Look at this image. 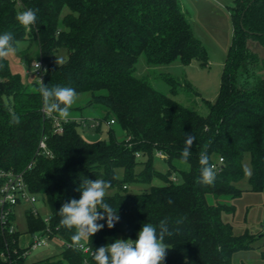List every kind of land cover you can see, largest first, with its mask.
I'll use <instances>...</instances> for the list:
<instances>
[{"label": "trees", "instance_id": "obj_1", "mask_svg": "<svg viewBox=\"0 0 264 264\" xmlns=\"http://www.w3.org/2000/svg\"><path fill=\"white\" fill-rule=\"evenodd\" d=\"M27 5L38 9L37 22L29 29L17 21L20 10L15 3L0 0V33L11 32L16 45L36 42L45 69L42 84L33 74L35 89H30L22 75L11 70L9 60L0 58V169L23 172L29 191L48 208V222L25 209L26 232L47 234L63 246L55 256L27 262L28 248L19 245L21 233L10 230L15 221L11 211L0 223V264H96V248L114 242L116 235L136 239L145 223L158 232L162 223L167 229L169 249L163 264H232L233 254L249 248L254 237L234 234L221 220L233 207L209 203L207 196L240 195L235 182L244 175V152L250 154L251 190L264 192V56L247 46L248 41L264 45V0H233L231 43L217 96L205 100L206 115L135 74L141 54L149 66L205 61L203 46L178 0H31ZM60 47L66 57L56 63L53 54ZM44 84L72 86L79 95H90L87 105H101L103 116L73 118L63 123L62 133H54L52 119L42 113ZM12 113L20 116L19 123L11 122ZM79 125L96 132L105 125L108 138L88 140ZM113 125L123 138H117ZM186 133L195 141L184 162ZM42 136L50 154L37 152ZM158 152L168 166L164 173L153 168ZM202 152L211 164L213 154L223 159L213 184L201 182ZM117 168L123 171L121 178L115 175ZM86 178L110 182L115 191L105 199L120 219L111 228L106 218L98 221L104 227L81 241L84 250L73 246L76 229L63 225L58 211L63 203L79 199L77 189ZM153 178L162 184H152L146 192H127L129 184H150ZM261 257L264 260V252Z\"/></svg>", "mask_w": 264, "mask_h": 264}, {"label": "rangeland", "instance_id": "obj_2", "mask_svg": "<svg viewBox=\"0 0 264 264\" xmlns=\"http://www.w3.org/2000/svg\"><path fill=\"white\" fill-rule=\"evenodd\" d=\"M190 21L194 36L199 39L205 51V61L192 60L189 64H182L175 60L169 64L149 66L145 62L144 54L138 57L135 65V74L147 80L156 90L173 97L186 107L196 110L201 115L208 113V106L205 100L213 101L218 93L223 62L230 45L232 34V23L230 18L231 0H178ZM217 46V47H216ZM18 52L7 56L10 68L13 72L20 73L30 89H35L32 81L36 80L33 76L32 62L39 58V49L36 42L29 43L27 40L17 44ZM222 51V52H221ZM226 52V53H225ZM66 57V50L58 48L53 54V61L60 63ZM31 73V74H27ZM90 95L80 94L78 100L71 106L73 118L96 119L103 116L102 106L99 104L87 105ZM118 139L123 138V133L117 125ZM107 126L103 125L100 132L94 129L78 126V131L88 140L107 139ZM211 161L218 164V156L213 154ZM242 165L244 170L243 177L235 182V186L241 190L240 195L213 197L207 196L209 203H222L233 207V211H224L221 220L230 225L234 234H244L248 232L253 235L251 246L247 249H240L232 256V264H264L261 253L264 252V192L251 190L249 182L252 168L249 152H244ZM141 165L137 167L139 169ZM182 167L187 168L186 164ZM153 168L159 172H166L168 166L163 158L156 154L153 158ZM123 171L117 168L115 175L121 178ZM181 180V177H176ZM152 184H162V181L153 178L152 182L129 184L127 192H146ZM114 189H109L107 195L114 193ZM25 204L15 207V227L21 233L19 244L26 245L29 235L26 232V220L24 215ZM36 206L42 216L48 214V208L44 201L39 197ZM120 239L119 235L115 240ZM137 239V237H136ZM132 239V240H136ZM86 238L83 241H85ZM49 246L56 250L62 249V241L57 238H47ZM40 248L29 253L31 255ZM33 252V253H32ZM32 253V254H31ZM29 255L27 259L30 260Z\"/></svg>", "mask_w": 264, "mask_h": 264}, {"label": "clouds", "instance_id": "obj_3", "mask_svg": "<svg viewBox=\"0 0 264 264\" xmlns=\"http://www.w3.org/2000/svg\"><path fill=\"white\" fill-rule=\"evenodd\" d=\"M37 13L38 9L29 7L18 12L16 19L21 25L30 27L37 22ZM17 52L18 47L13 34L0 33V58ZM35 66L36 69L39 68V64ZM41 93L48 113H58L59 118L65 121L73 119L71 106L79 98V93L74 87L67 85L49 87L44 84ZM11 122L19 123L20 116L12 113ZM194 141L195 137L192 134H185V147L181 152L182 161L189 160ZM200 165L201 182L213 184L216 180V172L206 152L200 154ZM110 187V182L107 180L86 178L77 189L80 192L79 199H71L63 203L59 209L61 223L70 229H76L71 237L73 246H81L82 240L102 229L104 224L98 221H104L106 218L109 228L119 221L118 210L113 209L105 199ZM166 231L163 223L159 232L153 224L145 223L139 230L136 240L116 239L112 243L96 248L93 260L96 264H163L169 249L165 243Z\"/></svg>", "mask_w": 264, "mask_h": 264}, {"label": "built area", "instance_id": "obj_4", "mask_svg": "<svg viewBox=\"0 0 264 264\" xmlns=\"http://www.w3.org/2000/svg\"><path fill=\"white\" fill-rule=\"evenodd\" d=\"M16 7L22 11L29 6L27 5L28 2L31 0H12ZM33 27L34 24L30 27H27V29ZM35 64H39V68L36 69ZM33 67L34 75L37 77V80L40 84H42V78H43V72L45 69V64L43 63L41 58H38L34 60L31 64ZM30 74V73H29ZM42 113L43 116L46 118H51L52 123H53V132L54 133H62L63 132V123L67 122L63 119H60L58 115H55L53 113H48L45 105L42 107ZM113 120H111L107 124H112ZM98 121L95 120L93 121L92 125H97ZM37 152L39 153H46L50 154L49 150L47 149L46 145V137L42 136L39 144H38V149ZM157 155L159 157H163V155L158 152ZM138 156V154H137ZM223 159L221 157L218 158V164L212 163V166L214 167L215 171H219L221 168ZM30 166V165H29ZM38 196L31 193L28 189V185L24 179L23 172H13L11 170H3L0 169V209H1V214H0V223L1 226L2 224L7 220V216L9 213L12 211L15 213V207L19 204H25V209H30V211L36 216L39 215V210L38 207L36 206V202L38 200ZM25 211V210H24ZM43 219L45 222H48V216L45 215L43 216ZM15 222H12L10 225V230L15 229ZM47 234L44 233H35L34 235H31L30 241L28 242L26 248L28 250L26 251L29 255L31 251L43 248L48 245L47 243ZM79 248H84V246L81 244Z\"/></svg>", "mask_w": 264, "mask_h": 264}, {"label": "crops", "instance_id": "obj_5", "mask_svg": "<svg viewBox=\"0 0 264 264\" xmlns=\"http://www.w3.org/2000/svg\"><path fill=\"white\" fill-rule=\"evenodd\" d=\"M192 1H194V0H192ZM232 2H233V0H231ZM195 2V1H194ZM181 6V5H180ZM181 8H182V6H181ZM230 18H231V16H230ZM231 23H232V21H231ZM232 29H233V27H232ZM231 37H232V34H231ZM230 43H231V40H230ZM217 47V46H216ZM222 52V51H221ZM226 53V52H225ZM223 65V64H222ZM29 235V238H28V241H27V243H26V245H24V246H21L20 244V246L21 247H26L27 246V244H28V242L30 241V238H31V235L30 234H28ZM44 249H41V250H39V251H37V252H35V254L33 253H31L32 255H34L33 256V258L32 259H30V260H28L27 259V262H34V261H38V260H42V259H44V258H48V257H51V256H55V255H57V254H59L61 251H62V249H60V250H56L55 248H53V247H51V246H49V245H47V246H45V247H43ZM32 255H31V257H32ZM29 257H30V255H29ZM30 257V258H31Z\"/></svg>", "mask_w": 264, "mask_h": 264}, {"label": "water", "instance_id": "obj_6", "mask_svg": "<svg viewBox=\"0 0 264 264\" xmlns=\"http://www.w3.org/2000/svg\"><path fill=\"white\" fill-rule=\"evenodd\" d=\"M247 46L254 52L258 53L260 57L264 56V45H261L258 42L248 41Z\"/></svg>", "mask_w": 264, "mask_h": 264}]
</instances>
